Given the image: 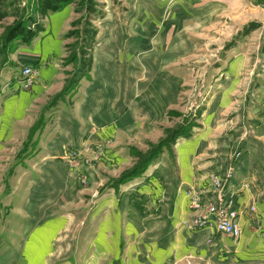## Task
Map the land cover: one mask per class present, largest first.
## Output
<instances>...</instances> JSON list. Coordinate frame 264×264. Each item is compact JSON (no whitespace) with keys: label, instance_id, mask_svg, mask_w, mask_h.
<instances>
[{"label":"rangeland","instance_id":"1","mask_svg":"<svg viewBox=\"0 0 264 264\" xmlns=\"http://www.w3.org/2000/svg\"><path fill=\"white\" fill-rule=\"evenodd\" d=\"M125 4L0 0V68L46 23L55 32L60 23L63 51L47 56L61 63V87L37 114L11 124L0 115V264H264V209L245 213L228 197L239 137L264 114V0H241L214 19L199 14L176 53L169 28L145 30L163 41L139 43L133 57ZM112 18L119 26L101 27ZM111 28L115 53L101 62L95 41ZM102 66H114L111 75ZM107 77L121 103L112 118L98 115ZM62 99L69 133L49 116ZM229 209L237 236L216 226Z\"/></svg>","mask_w":264,"mask_h":264},{"label":"crops","instance_id":"2","mask_svg":"<svg viewBox=\"0 0 264 264\" xmlns=\"http://www.w3.org/2000/svg\"><path fill=\"white\" fill-rule=\"evenodd\" d=\"M185 1H187L188 7L184 4ZM236 4H241V0H163V2L161 0H126L125 5L128 8L125 21L128 22L126 26L128 30L127 33L131 35L126 39L128 40L125 45L128 52L127 55L133 57L132 53L140 49L138 44L141 42L163 41L164 36L161 34L158 33L157 37L152 38L149 33L145 34V30L148 32L150 28H162L164 26L165 29L169 28L166 34L168 36L167 43L171 42L178 44L173 45L168 52L176 53V49L183 47L182 43L188 42V32L185 34L184 31L187 28H191L190 31H192L193 26L189 24V21L195 22L196 24L195 20L201 18L199 14H204L206 17L211 15V18L214 19L216 13L228 11ZM150 11L158 15L157 21L155 20L156 17L152 19ZM57 15H59V19L61 16L59 12L52 14L54 17ZM62 16H66L65 12ZM114 18H112V20L105 19V21H107L106 23H100L101 27L104 25H110L111 27L114 25L119 26ZM100 21H104L103 17ZM108 21H111L110 24H108ZM46 25H44V31L34 36L29 43L16 47L14 53L10 54L8 57V61L0 68L1 74L5 75L4 78L0 80L1 86L4 84L3 91H7L4 94V107L0 109V115L1 117L4 116L8 124L13 123V117L17 119L21 118L22 120L23 118H28L29 115L33 116V113L37 114L35 111L38 109L39 100L46 97V94L57 91L61 87V80L59 78L60 75L63 74L60 69L61 63L46 62L48 59L47 56L49 55L56 57L63 54L60 44V39L62 37L57 32L60 30V23L55 25L56 32L50 25ZM135 27L143 28V37L137 38V36L134 35ZM170 28H173V30L171 31ZM101 35L100 38L103 40L96 39L95 41V56L102 62L104 59H110L113 52L115 53V42H117L115 38L118 37V35L116 31L114 32L113 28L110 29L108 34L103 36V33H101ZM104 43H106V48ZM133 43H135V45H132ZM108 45L110 47L109 51L107 50ZM24 66H30L33 69L34 76H36L35 84L32 85L29 90L18 89V86H16L17 84L15 86L11 85L12 82L19 81L16 77L19 74V70ZM113 67L114 66H112L110 70V66L106 68L102 66L98 70L101 72L103 71L101 74L111 75ZM101 80H103V78ZM105 80L107 81V83H105H109V85L106 86L105 89L103 88V93L99 95L100 97H98V95L96 96L98 99L103 98L102 102L99 104V106L101 105L102 111L100 110L98 115L105 118H112L113 114H118V108L121 105L118 99L120 98L119 87L118 84H112L109 77ZM78 86L83 88V83H78ZM95 86L94 84V87ZM79 93L80 92L74 91L75 97H77ZM64 100L65 99H62L61 102L55 103L53 106L55 108L51 107L49 109L51 112L49 116H53L51 118L55 119V122H58L59 128V124H61L62 131H64L65 124H67L66 133H69L70 129L68 126L72 119L71 106L68 105L69 102H65ZM76 105L78 106V103ZM252 119L251 122L255 125L252 132H249L250 135L247 136L246 140H244L242 135L239 137L241 147H239L236 169L229 182L228 193V197L230 199L233 197L234 199V207H237L240 211H244L245 213H248L249 205L255 206L258 211L264 209V114L262 116H254ZM231 193H235L236 195L234 194L232 196Z\"/></svg>","mask_w":264,"mask_h":264},{"label":"built area","instance_id":"3","mask_svg":"<svg viewBox=\"0 0 264 264\" xmlns=\"http://www.w3.org/2000/svg\"><path fill=\"white\" fill-rule=\"evenodd\" d=\"M23 85H28L34 80L33 69L30 66H24L19 70L16 77ZM235 210L229 209L218 215L216 222L217 229L229 236H237L240 233V228L235 224Z\"/></svg>","mask_w":264,"mask_h":264}]
</instances>
